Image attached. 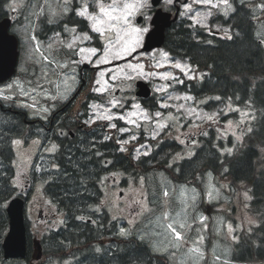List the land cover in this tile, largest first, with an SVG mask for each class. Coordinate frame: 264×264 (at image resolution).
<instances>
[{
    "label": "rangeland",
    "instance_id": "obj_1",
    "mask_svg": "<svg viewBox=\"0 0 264 264\" xmlns=\"http://www.w3.org/2000/svg\"><path fill=\"white\" fill-rule=\"evenodd\" d=\"M46 1L51 10L54 0ZM242 1H246L251 7L257 21V39L264 45V8L260 7L264 5V0H239V2ZM109 2L110 0H107L104 3ZM127 2H136V0H127ZM174 2L175 0L171 3L164 0L161 6L171 11L174 8ZM40 3L42 0H11L7 5L9 11H22L20 19L12 26V31L20 40V66L16 77L0 84V98L15 102L18 107L27 109L33 118L44 117L77 89L74 63L66 64L63 66L64 71H61L57 61L59 55L50 53L51 49L46 44L31 35L34 26L36 27L35 35L39 30V16H36ZM217 3L219 0H212L210 4L189 0L187 5H191V8H186L185 4L182 7L181 17L190 19L193 24H198L208 31L213 29L226 34L228 29L223 27L216 18L219 13L228 14L235 11V5L229 0L231 7L225 12L227 6L220 4L219 7H215ZM154 12L155 8L151 5V1L147 0V6L129 18L131 25L147 27L150 30ZM140 14L144 16V19L138 24L136 18ZM16 15L18 16V13ZM105 32H107L106 37H109L107 48L111 52L106 61L102 54L96 57L95 63L108 62L109 65L100 70L97 69V75L94 76L93 81L87 85L84 92L79 94L80 101L88 94L91 96L86 99V104L90 108L87 124L84 122L87 128L96 123H107L110 127L115 124L114 129L118 137L120 133L125 134L124 150L127 153L133 152L136 158L150 152V144L154 140L157 141L160 136L175 139L181 144V149L172 155L171 163L191 156L195 147L199 145L200 133L207 131L209 125L218 131V136L225 142V148L230 146L228 142L230 137L236 145L251 128V116L248 115L247 110H243V116L239 118L222 117L237 109V106L231 102L226 103L225 107L218 104L210 109L205 108L210 101L217 100V97L220 99L219 95L196 98L188 92H180L178 86L182 82L201 78L204 71L187 61L174 59L163 48L148 53H138L132 61L117 64L121 59L130 57L142 48L147 33L143 35L142 43L136 47L135 51L130 54L121 52L120 56H114L112 53L120 51L123 41L133 37L117 29H108ZM36 55H42L47 66H40L41 71L33 75L32 63L38 64L40 61ZM91 56L90 53L84 54L86 59ZM81 60L82 57H78L77 61ZM177 62L185 66L184 71L174 67ZM137 65H143V68ZM101 72L104 73L103 76L100 75ZM164 73L176 79H163ZM138 78L152 84L155 96L153 102L144 104L135 96L134 91L130 93L131 87V90L136 89L135 81ZM97 80L100 81L99 84L96 83ZM163 88H166V91H158ZM117 89H120L119 93H116ZM185 97H191V99ZM113 101L118 103L113 105ZM165 104L168 107H164ZM156 112L162 115L156 117ZM104 115H111L113 119H98ZM145 115L149 118L144 119ZM208 116H213V119H207ZM129 119L136 120L138 126L128 123ZM157 121L159 125L167 126L161 128ZM120 129H126V131ZM141 131H145L146 134L143 136V142L139 141ZM133 137L136 138L133 139ZM13 146L16 155L14 184L17 187L16 196H18L26 184H29L27 175L31 171L37 143L33 146L26 145L24 139L16 138L13 140ZM29 151L31 155L28 154ZM114 175L117 173H110L108 180L111 181ZM132 175L128 173V175L119 176L117 184L111 187L116 192L107 190V186H103L104 205L111 218L123 219L121 222L127 225L123 228L125 232L131 230L132 233H137L139 238L146 239L155 251L168 255L170 264H230L236 241L258 224L257 217L249 210L251 196L246 187L242 184L232 186L231 180L225 175L216 176L207 172L203 178L199 177L201 184L199 186L197 183L175 182L164 171L153 172L146 177L143 174L137 175L144 176L140 178H133ZM124 180L126 184H122ZM44 184L45 182L37 184L33 192L30 179V185L26 190L29 194L25 213L31 233L30 258L24 261L19 260L17 263L8 261L9 263L0 262V264H45L44 262L48 259L47 255L43 254L40 260H35L36 243L52 227H60L65 216L43 193ZM213 201L217 202L216 205L208 206L206 210L202 208L201 205L205 202L208 204ZM40 209H43L44 215L48 216V221L39 219ZM181 223L184 224L182 228ZM168 224H172L176 231L181 233V239L175 238L174 233L167 227ZM229 225H231V231Z\"/></svg>",
    "mask_w": 264,
    "mask_h": 264
},
{
    "label": "trees",
    "instance_id": "obj_2",
    "mask_svg": "<svg viewBox=\"0 0 264 264\" xmlns=\"http://www.w3.org/2000/svg\"><path fill=\"white\" fill-rule=\"evenodd\" d=\"M8 1L0 0V19L7 15ZM231 1L235 11L218 17L228 33L207 34L204 28L181 18L167 29L164 47L174 59L188 61L204 71L201 78L185 80L178 86L180 91L196 98L219 95L220 99L205 105L207 109L218 104L225 107L229 102L236 105L237 109L224 118H239L247 110L252 131H246L236 145L230 137V146L225 148L218 131L209 125L200 133L193 155L173 163L172 155L181 149V144L163 136L156 141V149L137 158L133 152L122 156L115 132L105 143L99 137L100 148L108 152L109 170L123 168L135 176L164 171L175 182L198 185L197 179L209 172L227 176L232 186L244 185L251 196L249 210L258 224L235 244L230 264H264V45L257 39V21L251 7L246 1ZM27 120V113L15 102L0 98V262L6 261L2 249L9 223L6 205L17 192L13 139L30 130ZM90 138L84 132L61 151L65 158L59 162L61 172L45 186L46 194L65 215V225L42 236L43 253L48 257L44 263L170 264L167 254L155 251L137 233L129 230L122 234L120 230L127 227L126 223L111 218L104 207L100 208V164L91 153ZM139 141L143 142V137ZM206 202L201 205L204 210L217 203ZM91 215L96 223L88 220ZM27 232L28 259L32 247L30 231Z\"/></svg>",
    "mask_w": 264,
    "mask_h": 264
},
{
    "label": "flooded vegetation",
    "instance_id": "obj_3",
    "mask_svg": "<svg viewBox=\"0 0 264 264\" xmlns=\"http://www.w3.org/2000/svg\"><path fill=\"white\" fill-rule=\"evenodd\" d=\"M105 1L107 0H104V2ZM84 2L85 0H54L52 8L51 10H49L47 1L42 0V3L39 4V8H37L36 17L39 16V30H37V35H35L36 27L34 26L31 35L38 41L46 44L51 49L49 50L50 53L59 55L57 61L59 62V68L61 69V71H64L63 66H65L66 64L74 63V66L76 68L75 79L77 81V89L71 96L58 103V106L52 108V110L44 117L31 119L26 123L28 126H30V130L20 138L24 139V143L26 145L33 146L37 143V149L33 156L31 171L27 175L29 184H26L25 188L21 190L22 192L20 194L26 199L27 203L29 194L26 190L30 185V179L32 180L33 192L35 191V186L43 181L39 180L42 177H45V179L48 180H53V177L57 176V174L61 172L59 162L65 159L64 157H62L63 154L61 153V151L64 152V148H68L67 145L72 144V142L77 137H80V135H83V133L86 132L87 134H89V136L91 135V153L94 154L95 158L98 159L100 164V170L97 176H100V189L102 192V198L100 199L101 203L99 205L100 208L104 207V209H106V211L108 212L103 202V186H107V190L116 192V190L111 187H113L114 184H117V180L120 179L119 176H121V174L124 175L127 173L123 168L109 170V159L106 157L108 152H106L104 148H100L101 144L99 137L101 138L102 143H105L106 141L110 140L111 135L114 134L116 130L114 128H111L107 123L91 124L88 128L84 125V122L87 124L86 120L88 118V111L90 109L89 105L86 104V99L91 96L90 94H88L85 99L80 101L79 97L81 95L79 94L84 92V90L87 88V85H89L93 81L94 76L97 75V69L100 70L106 65H109L108 62L95 63L96 57L104 54L103 50L107 48L109 37H106L107 32L97 33L93 31L91 28L92 21L87 20L86 17H81L78 15V11L82 8ZM86 2L88 4L89 13H98L99 10L95 7L93 0H86ZM176 7L177 5L174 2V11L176 10ZM65 8H67V11L64 10ZM16 13H19V10H8L6 15L10 16L13 19V24L16 20ZM53 13H55V15ZM216 19L218 20V18ZM187 20L191 21L188 18ZM204 30L207 34H221V32H219L218 30L210 29L208 31L206 30V28H204ZM85 33L91 38L84 39L83 34ZM103 35H105L104 39ZM69 44H72L71 48L68 47ZM81 48L85 49L86 51L82 53L80 51ZM92 48L98 50L97 54L93 55L90 51H87ZM86 53H90L92 55L91 58H84V54ZM36 56L40 58V61H38V64L32 63L33 75L41 71L40 66H47L42 55ZM80 56L82 57V60L77 61L78 57ZM130 57L121 60L132 61L135 58L133 57L131 59ZM133 91L135 93V89H130V93H133ZM154 98L155 96H152L151 98L144 100L138 97V99L144 104L153 102ZM23 110L27 113L28 116L29 113L27 109ZM145 135V131H141L139 133V139ZM116 138L119 142V151L123 156L124 154H126V151L123 147L125 134L123 133L121 135L120 133L119 137L118 135H116ZM156 147V140H154L150 144V152L148 153H151L152 150L156 149ZM28 154L31 155V151H29ZM147 154H144L142 156H146ZM112 172L113 174L117 173V175H114V178L110 181L108 180L110 178L109 174ZM48 180H46L45 184L48 182ZM125 182L126 181L124 180L122 184H125ZM53 205L58 210V207L55 204ZM39 219H47V221L49 219L48 216L44 215L43 209L39 210ZM88 220L90 222L94 221L93 223L97 222L96 219L92 217V215ZM62 225H65V222H63V224L59 226ZM54 228L55 227H52L51 229Z\"/></svg>",
    "mask_w": 264,
    "mask_h": 264
},
{
    "label": "water",
    "instance_id": "obj_4",
    "mask_svg": "<svg viewBox=\"0 0 264 264\" xmlns=\"http://www.w3.org/2000/svg\"><path fill=\"white\" fill-rule=\"evenodd\" d=\"M186 2L188 0H185ZM162 0H151L153 6H158ZM180 7L173 16L171 12L162 8L156 10L153 18V28L147 33L143 51H151L156 47H161L165 41V31L171 24L178 19ZM143 17L139 16L137 22H142ZM11 19L6 17L0 21V83L11 78L17 70L19 60V41L18 38L10 33ZM137 95L149 97L151 88L144 80L137 81ZM25 200L21 196L14 197L6 208L9 218V230L3 240L2 247L5 259L25 258L27 255V228L25 224ZM42 255L40 243H38L36 257ZM142 264V263H131Z\"/></svg>",
    "mask_w": 264,
    "mask_h": 264
},
{
    "label": "snow or ice",
    "instance_id": "obj_5",
    "mask_svg": "<svg viewBox=\"0 0 264 264\" xmlns=\"http://www.w3.org/2000/svg\"><path fill=\"white\" fill-rule=\"evenodd\" d=\"M95 7L98 8V13L92 12L89 13L88 11V4L85 0L83 3L82 8L78 11V15L81 17H86L87 20L92 21L91 28L93 31L97 33H103L107 31L108 29H117L120 31H123L125 35H131L133 38L130 40H124L122 43V46L120 48V51H117L115 53H112L114 56H120L121 52L123 53H131L135 51L136 47L140 46L143 40V35L149 31L147 27H134L130 23V17H133L137 12L140 11L141 8H144L147 6V0H136V2H127V0H110L108 4L104 3V0H93ZM172 0H168V3H171ZM212 0H196V3H211ZM220 4H223L227 6L225 8V12H227V8H230L231 5L229 4V0H219V3L214 5L215 7H219ZM186 8H191V5H185ZM261 8H264V5H260ZM67 11V8L64 9ZM55 15V13H53ZM84 39H90L86 33L83 34ZM78 39V38H77ZM69 48L72 47V44L68 45ZM80 51L83 53L86 50L81 48ZM90 51L93 55L96 54L98 51L95 48H92ZM104 60H107V56L110 54L111 50L108 48H105L104 50ZM167 55V53H165ZM162 67V65H158ZM139 68H143V65H137ZM175 68L181 69L184 71L185 66L181 63L177 62L174 65ZM101 76L104 75L103 72L100 73ZM162 78L166 80L170 79H176L174 76L164 73L162 74ZM194 78V77H193ZM97 84L100 83L99 80L96 81ZM158 91H166V88L158 89ZM172 97H170L171 99ZM178 98V97H177ZM186 99H191V97H185ZM219 99V97H217ZM113 105L118 103V101H113ZM164 107H168L167 104L164 105ZM183 107V105H181ZM135 115V114H133ZM156 117H160L162 114L160 112H156ZM106 119V120H112L113 117L111 115H104L103 117H98V119ZM121 119H124V117H120ZM144 119H148L149 117L145 115L143 117ZM207 119L211 120L213 119V116H208ZM128 123L133 124L135 126H138L136 124V120L129 119ZM157 124L159 125V121H157ZM161 128L166 127L167 125H159ZM112 128H115L116 125L112 124ZM121 131H126V129H120ZM249 132L252 131L251 128L248 129ZM155 135V134H154ZM136 137H133L135 139ZM19 143V141H17ZM147 154V153H145ZM167 195V193H165ZM167 227L171 229V231L174 233L175 238L181 239V233L176 231V229L173 227L172 224H168ZM180 227H184V224L181 223ZM229 230L231 231V225H229ZM122 234H127L124 229H121Z\"/></svg>",
    "mask_w": 264,
    "mask_h": 264
}]
</instances>
